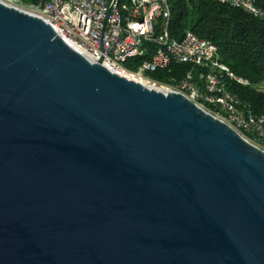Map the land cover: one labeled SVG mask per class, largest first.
<instances>
[{
	"label": "water",
	"instance_id": "obj_1",
	"mask_svg": "<svg viewBox=\"0 0 264 264\" xmlns=\"http://www.w3.org/2000/svg\"><path fill=\"white\" fill-rule=\"evenodd\" d=\"M103 57L0 0V264H264V150Z\"/></svg>",
	"mask_w": 264,
	"mask_h": 264
},
{
	"label": "built area",
	"instance_id": "obj_2",
	"mask_svg": "<svg viewBox=\"0 0 264 264\" xmlns=\"http://www.w3.org/2000/svg\"><path fill=\"white\" fill-rule=\"evenodd\" d=\"M39 16L70 45L92 60L103 54L111 68L127 58H142L136 71L144 76L173 62L188 63L176 83L165 85L181 92L196 104L222 119L242 137L264 150V115L240 105L229 80L246 83L220 59L212 41L185 29L180 37L169 31L168 0H3ZM239 7L264 20V7L257 0H216ZM149 81H153L146 77ZM156 82V81H153Z\"/></svg>",
	"mask_w": 264,
	"mask_h": 264
},
{
	"label": "trees",
	"instance_id": "obj_3",
	"mask_svg": "<svg viewBox=\"0 0 264 264\" xmlns=\"http://www.w3.org/2000/svg\"><path fill=\"white\" fill-rule=\"evenodd\" d=\"M29 2L30 0H22ZM170 34L180 37L185 29L193 30L217 45L220 59L246 83L227 82L243 108L264 115V20L239 7L216 0H168ZM264 7V0H257ZM127 58L121 65L136 71L142 58ZM188 63L173 62L168 67L147 71L144 76L160 84L176 83L188 70Z\"/></svg>",
	"mask_w": 264,
	"mask_h": 264
},
{
	"label": "bare ground",
	"instance_id": "obj_4",
	"mask_svg": "<svg viewBox=\"0 0 264 264\" xmlns=\"http://www.w3.org/2000/svg\"><path fill=\"white\" fill-rule=\"evenodd\" d=\"M114 69L117 72H120L122 74H125V75H127L129 77H132V78L142 82L143 84H147L149 86H154V87H159V88L166 89L165 86H163V85L152 84V82L149 81L146 77L140 76V75H138L136 73H132L130 71L123 70L121 67H115Z\"/></svg>",
	"mask_w": 264,
	"mask_h": 264
}]
</instances>
